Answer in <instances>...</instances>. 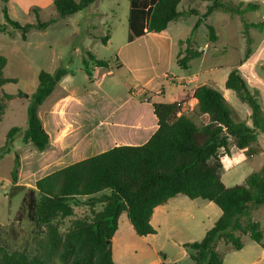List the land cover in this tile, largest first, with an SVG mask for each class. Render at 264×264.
Segmentation results:
<instances>
[{"label":"trees","instance_id":"16d2710c","mask_svg":"<svg viewBox=\"0 0 264 264\" xmlns=\"http://www.w3.org/2000/svg\"><path fill=\"white\" fill-rule=\"evenodd\" d=\"M182 1L130 0L128 41L151 32L162 33L186 14L199 16L190 36L179 42L176 54L177 65L187 70L190 62L201 56V52L191 48L194 34L212 13L220 11L241 17L245 36L250 28H263V23L244 20L247 12L259 9L258 5L210 0L205 13L201 14L198 10L179 12ZM94 3L95 0H55L57 18L47 22L38 19L36 25H21L9 16L4 6L5 22L0 23V33L11 35V30H19L22 40L26 41L31 30H45L57 19L79 13ZM207 29L209 41L216 42L218 37L214 27L207 25ZM108 40L109 35L101 38L104 44ZM183 45L186 46L183 48ZM249 54L250 50H247L246 57ZM87 55L88 59L84 58L83 63L90 77L89 61L94 67L109 68L108 61L97 59L91 52ZM6 65L7 59L0 56V90L17 81L5 77ZM68 73L66 68L59 67L54 73L42 71L39 74L38 87L27 106V129L22 132L14 127L7 133L0 159L11 153L20 133L23 144H31L40 153L49 149L51 139L39 117V108ZM226 87L249 106L252 126L237 116L219 90L202 86L194 93L199 120L189 112H183L184 101L153 103L158 128L148 142L140 146H115L42 177L36 182L35 189L18 185L20 158L16 154L11 173L12 196L24 192L17 217L30 220L44 234V240L39 254L33 259L6 252L0 247V264H114L113 237L120 216L127 214L137 236L154 235L156 230L151 224L154 210L178 195L207 200L222 211L201 241L184 245L191 252L190 259L194 264H224L219 245L223 243L228 249L239 251L244 247L242 236L248 235L262 245L264 233L260 224L253 220L252 212L264 209V166L233 187L225 186L221 174L227 167L225 158L230 154L232 142L238 149L245 150L249 159L260 153L253 145L264 133V111L257 92L249 90L238 70L229 74ZM4 97L14 98L5 92ZM6 109L7 104L0 102V123ZM97 205H100L98 212H93L90 218L74 220L65 233L61 232L75 208L88 206L94 209Z\"/></svg>","mask_w":264,"mask_h":264},{"label":"crops","instance_id":"0c3cea01","mask_svg":"<svg viewBox=\"0 0 264 264\" xmlns=\"http://www.w3.org/2000/svg\"><path fill=\"white\" fill-rule=\"evenodd\" d=\"M54 1L7 0L3 3L0 0V13L6 6L13 20L22 25L23 18H29L24 25H36L38 19L47 22L57 18ZM200 1L201 9H195L192 7L193 0H183L181 4L187 3L186 7L181 10L180 4L178 11L198 10L204 14L211 2L210 0ZM223 1L236 5L241 3L258 5L259 9L247 12L244 20L249 23H263L262 30L250 28L245 36L241 17L220 11L212 13L200 24L191 43V48L201 52V56L192 60L187 70H183L176 63V54L180 48L179 42L190 36L199 16H196L198 19L190 33L186 29L188 28L187 21L195 15L189 14L173 21L162 33H147L132 42L128 41V29L115 45L116 71L122 73L123 81L113 80L105 85L102 81H92V85L86 87L84 91L76 92L63 88L68 81V75L65 76L39 108V117L50 136L51 146L41 153L31 148L35 154L30 162L36 164L46 176L115 146L143 145L158 128L153 103L184 101L183 112H189L199 120L198 101L194 93L202 86L219 90L237 116L252 126L251 109H244L245 116L240 114V111L233 105L238 104L236 99L239 98L233 90L226 87V81L233 70H238L246 84L247 80L253 81L264 91V77H259L256 73L258 66L264 68V0ZM44 16H47V19H44ZM58 21L59 19L50 26ZM4 22L5 20L0 21V23ZM207 25L214 27L218 39L216 42H210L207 29V34H203L207 49L201 50L198 49V32L203 26L207 28ZM100 39L97 36L94 41H100ZM218 45L221 48L218 49ZM235 45L243 48L244 52L236 65L214 62L226 53V47ZM247 50H250V54L246 57ZM92 78L89 77V79ZM120 91L125 92L119 96ZM262 109L264 111L263 107ZM262 137L264 133L258 137L257 148L260 149V153L251 159L247 157L245 150H240L233 142L231 143L230 154L225 158L227 167L221 174L226 187L242 184L249 175L263 167H253L254 161L263 152L260 144ZM24 161H27V158L22 155L21 173L24 169ZM124 214L126 213L119 218V227L113 237L114 264H126L120 255V249L124 253L130 252L133 247L129 242L139 237L128 217L123 220ZM221 215L222 211L212 202L178 195L154 210L151 224L156 234L142 238L149 241L153 245V250L161 254L162 258L159 259L158 264L191 263V252L184 245L201 241ZM252 216L253 220L260 224L264 233V209H254ZM247 236H242V241ZM253 243L256 246L251 245L249 250L244 244L243 249L239 251L230 249V253L242 261L245 258L244 263L258 257L264 259V239L262 245L255 241ZM116 248L119 253H116ZM169 248L175 250V255L171 258L164 253ZM224 264H227L226 259H224Z\"/></svg>","mask_w":264,"mask_h":264},{"label":"rangeland","instance_id":"374dc122","mask_svg":"<svg viewBox=\"0 0 264 264\" xmlns=\"http://www.w3.org/2000/svg\"><path fill=\"white\" fill-rule=\"evenodd\" d=\"M193 1L192 7L201 9V1ZM185 4L187 3L180 5L181 10L186 7ZM129 6L130 0H96L88 9L59 19L55 25L50 26L46 31L31 30L27 34L26 41L22 40V33L19 30H11V35L0 33V56L7 59L4 75L6 78L17 80L15 83L6 84L0 90V102L7 104V109L0 123V154L6 144V135L12 128L18 127L22 132L27 129L26 106L30 101V96L38 87V76L42 71L54 73L59 67L66 68L69 72L68 81L63 85V88L76 92L84 91L86 87L92 85V81H102L104 85L113 80L123 81L122 73L116 71L115 45L118 39L128 31ZM27 19L29 18H23L22 25L28 21ZM44 19H47V16H44ZM197 19L198 17L191 16L187 21L188 33H190ZM3 20L4 15L1 12L0 21ZM203 34H207L205 26L198 32V49L201 50L207 49ZM107 35L111 40L107 44H104L101 39L94 41L97 36L103 38ZM217 48L221 47L218 45ZM88 52L94 54L97 59L109 62V68H99L94 67L89 61L88 69L93 80L89 79L90 76L86 73L87 67L83 63L84 58L88 59ZM243 54V48L240 46H229L226 47V53L215 59L214 62L236 65ZM256 73L259 77H264V68L258 66ZM247 87L251 92H257L259 104L264 108V91L260 86L247 80ZM4 92L13 95L14 98L6 99ZM124 92H118L119 96ZM236 100L238 104L233 105L242 116H245L244 109L250 110L249 106L239 99ZM21 138L22 133L16 137L11 153L0 159V247L6 252L25 255L29 259H33L41 250L44 234L38 231L26 217L22 219L17 217V212L20 211L23 204L24 192L12 196L11 173L15 166V155L17 154L20 158L18 185L27 189H35L36 182L44 176V173L37 168L36 164L30 162L31 157L35 154L34 147L31 144H23ZM260 144L263 152L256 158L254 165L252 164L256 168L264 166V137H262ZM253 147H258V144H254ZM22 155L27 158V161H24V169L21 173ZM99 210L100 205L94 209L88 206L75 208L73 215L65 220L61 232L65 233L74 220L90 218L93 212ZM126 219L127 215L124 214L123 220ZM135 238L129 242L133 247L130 252L124 253L120 249V255L125 263L158 264L159 259L162 258L161 254L153 250V245L149 241L142 237ZM243 242L247 245L248 250L251 245L256 246L249 236L244 237ZM218 250L226 259L227 264H264V259L260 257L247 260L244 263L245 258L242 261L230 253V249L223 243L219 245ZM116 253H119L117 248ZM164 253L171 258L175 255V250L169 248ZM182 264L194 263L191 261V263Z\"/></svg>","mask_w":264,"mask_h":264}]
</instances>
